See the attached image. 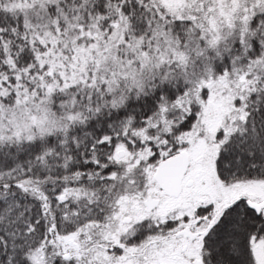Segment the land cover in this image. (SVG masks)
I'll return each instance as SVG.
<instances>
[{
	"label": "snow or ice",
	"instance_id": "obj_1",
	"mask_svg": "<svg viewBox=\"0 0 264 264\" xmlns=\"http://www.w3.org/2000/svg\"><path fill=\"white\" fill-rule=\"evenodd\" d=\"M0 264H264V0H0Z\"/></svg>",
	"mask_w": 264,
	"mask_h": 264
}]
</instances>
